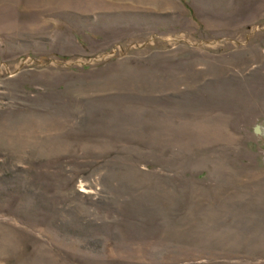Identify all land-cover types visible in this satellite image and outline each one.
I'll return each mask as SVG.
<instances>
[{
  "label": "rangeland",
  "instance_id": "1",
  "mask_svg": "<svg viewBox=\"0 0 264 264\" xmlns=\"http://www.w3.org/2000/svg\"><path fill=\"white\" fill-rule=\"evenodd\" d=\"M0 264H264V0H0Z\"/></svg>",
  "mask_w": 264,
  "mask_h": 264
}]
</instances>
